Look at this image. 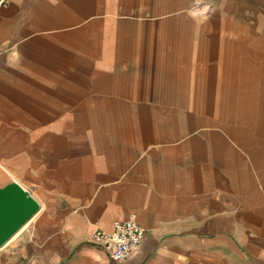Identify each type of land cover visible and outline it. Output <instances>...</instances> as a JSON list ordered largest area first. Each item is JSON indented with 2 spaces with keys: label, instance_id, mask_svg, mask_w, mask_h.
<instances>
[{
  "label": "crops",
  "instance_id": "0c3cea01",
  "mask_svg": "<svg viewBox=\"0 0 264 264\" xmlns=\"http://www.w3.org/2000/svg\"><path fill=\"white\" fill-rule=\"evenodd\" d=\"M12 181L41 209L0 264H264V0L0 7ZM132 216L116 263L92 235Z\"/></svg>",
  "mask_w": 264,
  "mask_h": 264
},
{
  "label": "water",
  "instance_id": "95a60500",
  "mask_svg": "<svg viewBox=\"0 0 264 264\" xmlns=\"http://www.w3.org/2000/svg\"><path fill=\"white\" fill-rule=\"evenodd\" d=\"M41 209L32 192L17 181L0 184V247L14 237Z\"/></svg>",
  "mask_w": 264,
  "mask_h": 264
},
{
  "label": "built area",
  "instance_id": "2783aa9c",
  "mask_svg": "<svg viewBox=\"0 0 264 264\" xmlns=\"http://www.w3.org/2000/svg\"><path fill=\"white\" fill-rule=\"evenodd\" d=\"M11 0H0V7L8 6ZM147 229L132 216L115 223L113 230L98 229L92 235V242L103 248L112 261L119 263L128 260L143 244Z\"/></svg>",
  "mask_w": 264,
  "mask_h": 264
},
{
  "label": "rangeland",
  "instance_id": "374dc122",
  "mask_svg": "<svg viewBox=\"0 0 264 264\" xmlns=\"http://www.w3.org/2000/svg\"><path fill=\"white\" fill-rule=\"evenodd\" d=\"M11 3V2H10ZM195 11H197V9H194Z\"/></svg>",
  "mask_w": 264,
  "mask_h": 264
}]
</instances>
